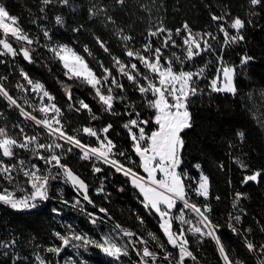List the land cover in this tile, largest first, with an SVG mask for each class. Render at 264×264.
<instances>
[{
  "label": "trees",
  "instance_id": "1",
  "mask_svg": "<svg viewBox=\"0 0 264 264\" xmlns=\"http://www.w3.org/2000/svg\"><path fill=\"white\" fill-rule=\"evenodd\" d=\"M0 7L28 39L0 30V51L6 41L16 53L0 54L2 91L32 103L37 118L42 115L25 90L24 76L41 81L56 97L65 134L85 143L82 128L92 126L97 136L107 128L115 160L140 176L146 173L124 112L129 109L147 121L148 137L157 128L156 115L151 93H142L127 73L145 82L147 62L168 68L175 78L202 73L191 81L178 172L186 195L209 205L211 221L220 229L216 241L188 211L187 224L179 230L175 216L181 205L176 204L171 221L184 245L172 247L160 213L145 204L135 179L107 164L95 169L81 160L74 145L56 142L35 124L28 125L32 134L49 147L42 158L6 155L1 140L19 139L25 126L0 94V192L6 190L15 200L31 199L30 180L19 160L26 164L35 158L39 176L47 178L48 195L29 206L34 210L17 212L0 204V264H226L219 245L229 264H264V0H0ZM237 20L239 30L234 28ZM184 38L192 40L188 54ZM59 47H69L85 60L99 80L97 88L66 70L56 54ZM24 49L31 64L20 55ZM174 51L185 58L173 56ZM223 67L235 74L226 92L211 89ZM102 96L112 98L110 109ZM45 156L57 158L60 167L49 165L53 157ZM3 165L14 174L16 169V178L7 179ZM66 171L84 192L70 183ZM201 174L208 178L210 198L205 201L196 192ZM107 237L124 248L119 258L103 252ZM183 251L189 257L180 263Z\"/></svg>",
  "mask_w": 264,
  "mask_h": 264
},
{
  "label": "built area",
  "instance_id": "2",
  "mask_svg": "<svg viewBox=\"0 0 264 264\" xmlns=\"http://www.w3.org/2000/svg\"><path fill=\"white\" fill-rule=\"evenodd\" d=\"M13 23H16L15 19H12ZM237 23V24H236ZM241 21L237 20L234 24V26H241ZM236 29V28H235ZM171 46L174 47L176 45V41L172 40L170 41ZM62 47H59V49ZM68 48V47H67ZM193 44L192 40L190 38H184L183 39V49L187 52V54L192 50ZM173 56L183 59L185 58V54L181 53L180 51H174L172 53ZM147 67L149 70V74L146 77V81L143 82L141 79L135 78L133 73H127V78L130 81L135 82V85L141 90L142 93L145 91H149L151 93V100L153 102V109L155 111V115L158 116L160 112L156 109L155 101L158 97V90L161 89V86H163V83H161L162 78L165 74H171V70L168 68H162L157 62H147ZM24 80L26 83V92L29 96H31L34 101L35 105L37 106V110L41 113L42 116L47 113V110H50L49 113H55L58 111L57 105H56V97L49 92L45 85L38 80H33L28 78L27 76H24ZM23 85H20L16 88L17 91H20ZM169 88V94L168 97L171 99L172 107L169 112L164 113L165 115L172 117L175 116L177 113V105L174 104L175 100H182L184 103H188V100L191 96L189 94L187 86L184 84H170L168 86ZM98 91V89H97ZM98 93H100L98 91ZM0 94L7 100L10 110L16 111L24 123L25 128H22L19 132L20 138L15 139L13 141V144L8 147V151L6 155L12 156L18 154L19 156L26 157L28 155L30 156H38V158H42V150L45 149L44 145H41L38 140L37 136L33 135L31 132V129L28 127L29 124H35L38 127L43 128L45 131H48L53 136H60L63 135L61 131L55 130V129H48L47 127H44L40 124L38 118H36L33 113L31 112V109L33 108V104L29 103L27 101H18L15 99L10 98L6 93H3L2 90H0ZM105 105L110 109L113 106V100L109 96H102ZM125 116L128 117V120L126 122V128L128 133L130 134L135 146H142L143 143L147 140L148 136L146 135V127H147V121L145 119L139 118L137 116H132V112L129 109H126L124 112ZM162 114V113H161ZM2 116V111L0 108V117ZM58 117H59V111H58ZM21 128V125L16 122L15 129L19 131ZM107 128H102L100 131V135L97 136L96 132L94 131V128L92 126L84 127L82 128V132L87 138V142L83 143L81 142L77 137H71V136H64L70 141V144L74 145L80 152V158L81 160L93 164L94 168L99 164H107L112 167H114L117 172H122L129 176L127 172H129L136 180H139L140 182L146 184L149 187H152L156 189L157 191L172 197L177 204L181 205V209L178 211V213L175 216V223L179 230H183V228L187 224V212L191 211L194 213L203 223V225L206 227V229L209 231L211 236L214 240L217 241L216 238V230H220L216 226L213 225L211 221V208L209 205H199L194 202H192V199L189 195H185L183 198H178L176 196H173L171 193L166 191L161 186L155 185L154 183L146 180L145 178L141 177L140 175L132 172L131 170L123 167L121 164H119L115 158H114V150L112 145L107 141L106 139V131ZM158 128L154 132H156ZM92 138H96L98 140V143L96 145H91L90 140ZM152 156L157 157V151L155 149L150 150L149 152ZM24 160H19V169L22 172V174L25 177H28L30 180V186L32 188V197L31 199L35 202L36 200L43 201L48 199V195L46 193L47 191V178L45 176H34L30 172V169L27 167L26 164H23ZM156 161V160H155ZM154 161V162H155ZM48 164L54 166V167H60L59 160L57 158H52L49 160ZM3 173L5 176H7V179H13L14 177L18 175L15 169V174L12 171L11 167H7L5 165L2 166ZM201 169V167H199ZM66 176L70 177L72 174L69 171L65 172ZM168 174H170V166L165 165L163 168L162 177H166ZM35 179V183H34ZM196 192L198 195L205 201L209 200L210 194H209V187H208V178L201 174L199 179V188H197ZM6 190H3L0 192V201L3 202V198L7 196ZM182 236V235H181ZM218 243V242H217ZM182 257H187V252H182Z\"/></svg>",
  "mask_w": 264,
  "mask_h": 264
},
{
  "label": "rangeland",
  "instance_id": "3",
  "mask_svg": "<svg viewBox=\"0 0 264 264\" xmlns=\"http://www.w3.org/2000/svg\"><path fill=\"white\" fill-rule=\"evenodd\" d=\"M241 27H242V25L240 27L234 26V28H236L237 30H239ZM0 30H2L5 35H11L18 40L28 42V39L22 35L17 24L13 23L12 19L6 15V13L3 11V9L1 7H0ZM0 54H2L4 56L14 57L16 53H15V49L9 43H7L5 41V42H2V44H1ZM56 54H57L58 58L62 61V64L64 65L66 70L71 75L85 80L86 82H88L90 85H92L95 88L98 87L99 80L96 77V75L88 67L85 60L81 56H79L77 53H75L71 48H69V47L68 48L62 47L60 49L58 48ZM201 75H202L201 72H194V73L188 74L184 77L180 76V77L175 78V76L172 74V72H171V74H165L161 80V83H163V86H161V89L158 90V97H157L156 101L159 100L160 95H163L164 98L168 99L172 105L171 99L168 97V94H169L168 86L170 84H177V85L178 84H184L185 86H187L189 94H192L194 88H193V85L191 84V81L195 78H201L202 77ZM234 76H235V74H234L233 69L226 68V67L221 68L217 78L214 81H212V83H211V89L222 90L225 92L230 91L232 88V85H233ZM0 90H2L1 86H0ZM3 93H5V92H3ZM162 93H164V94H162ZM166 99H165V101H166ZM159 106L160 107H158L156 104L157 109H161L160 110V116H167V115H164V113L168 112L170 110V108L167 105H159ZM177 111L182 112L183 110H181L180 108H177ZM46 112L47 113H45L44 116L37 117L40 124L44 127H47L48 129H55V130L61 131L64 136H67V134H65V132L62 130L63 129L62 120L58 117V111L55 113H49L51 111L47 110ZM182 115L180 113H177L175 116L181 117ZM172 117H174V116H172ZM46 132L51 135V133H49L48 131H46ZM162 132H165V131L160 130L156 135L160 136ZM169 134H170V132L166 133V135H169ZM63 135H60V136L51 135V136H52L53 140H55L56 142L62 141V142L70 143V141L67 138H65ZM169 136H170V138H168V141L162 145L163 146L162 149L165 152V154H163L161 151H159V156H158V150L155 148H152V149H155L157 151V157H154L151 154L149 155V158L151 161L162 160V161L168 162V163H170V161H168V160L173 161V165L170 164V174L168 175V178H167L168 180H167V182H165L163 184H161L157 180H154V182H152V183H154L155 185L163 187L165 190H167L173 196H178L180 198H183L182 193L179 192V189L181 188V181L178 178V169H179L180 164H181V159H180V157H181L180 156V154H181V141H180L178 129L176 128L173 132H171V135H169ZM13 141H14V139L6 138V137L1 140L2 150L5 154L7 153L8 149H9L8 147H10L13 144ZM143 145L137 146V147L138 148L139 147H145ZM45 148H47L46 149L47 151L49 150L48 145ZM152 149H149V152ZM45 157L47 159H50L53 156L52 157L45 156ZM26 165L30 169V171H31L30 173L32 175H34V176L40 175L38 164H37V161L35 158H29L28 162H26ZM127 173L129 174V176L131 178L136 180V178H134L129 172H127ZM66 177L68 178L70 183H72L73 186L76 185V187L78 188L79 191L84 192L83 186L80 184V182H78V180L76 178H74L73 176H70V177L66 176ZM141 177H143V176H141ZM254 180L258 181V178L256 177V178H254ZM170 182H172V183H170ZM34 183H35V179H34ZM139 184H142V188L148 187V189H146L144 192H142L144 201H145L147 206L151 207L154 211L160 213V215L162 217V222H163L162 226H164V228H166V226L168 225V223L170 221V217H169L170 213L176 207L177 203L173 200L172 197L167 196V195L157 191L156 189L147 186L146 184L144 185V183L140 182ZM2 200H3V202H5V203L9 204L10 206H12L13 208H15L16 210H23L25 208L27 209V207L29 208V206H31V204L34 202L32 199H24L23 201L15 200V199L11 198L9 194L7 196H5ZM163 214L165 215V219H164ZM188 224L190 225L191 228H195L196 230H198V227H196L192 223V221H189ZM202 226L204 227L203 224H202ZM104 239H105V241L102 245V250L105 254H107L111 257H114V258H119L125 252L124 248L122 246L118 245L117 241L114 240L113 238L107 237ZM171 240H172L173 246H176L178 244H179V246L184 245V240H183V237L181 235H179V236L175 235ZM219 248H220V254H221L224 262L226 264H229L222 248L220 247V245H219ZM144 254H146V250H144Z\"/></svg>",
  "mask_w": 264,
  "mask_h": 264
},
{
  "label": "crops",
  "instance_id": "4",
  "mask_svg": "<svg viewBox=\"0 0 264 264\" xmlns=\"http://www.w3.org/2000/svg\"><path fill=\"white\" fill-rule=\"evenodd\" d=\"M162 94H164V93H162ZM165 99L166 98H164L163 95H160L159 96V100L155 101V105L157 104L158 107H160L159 105H167L170 108V110H171L172 106H171L170 101L168 99H166V101H165ZM174 104H176L178 108H180L181 110L184 111V112L183 111L179 112L181 115L182 114L183 115L181 117L180 116L169 117V116H160V113H159L158 116H155V120H154L156 122V124H157L158 130L156 132L152 133L148 137L147 142L143 145L145 147H139V148L137 146L135 147V151L138 154V156L140 157L141 162H142V167H143V169H144V171L146 173V175L143 176V177L146 180L150 181V182H154V180L159 181L161 184L167 182V180H168L167 178H168L169 174L166 177H164V178L161 175L163 173L164 166L167 165V164L169 166H170V164L173 165V161L172 160H168V161H170V163L164 162L162 160H157L155 162L151 161L150 158H149V155H150L149 149H152V148L157 149L158 150V156H159V151H161L163 154H165V152L162 149L163 148L162 145L165 142L168 141V138H170L169 135H171V132H173L177 128L178 129V133L180 134V132L182 130L186 129L189 126V113H188V109H187V104L184 103L182 100H175V102H173V105ZM156 109H157V107H156ZM157 110H158V112H160L161 109H157ZM160 130H162V131L164 130L165 132H162L160 136H157L156 134ZM167 132H170V134L166 135ZM178 178L181 181V188L179 189V192L182 193V195L184 197L186 195L185 187H184V184H183L182 178L180 177L179 172H178ZM136 181H137V187L140 190L141 194L146 189H148V187L147 188L146 187L142 188V184H139L140 181H138V180H136ZM170 183H172V182H170ZM176 197H178V196H176ZM178 198H180V197H178ZM163 216H164V219H165V215L164 214H163ZM169 217H170V221H169L168 225L166 226V228H164V226H162V224H163L162 221H161V227H162V230H163V232H164L169 244L172 247H178L179 244L176 245V246H173V244H172V240L171 239L175 235L179 236V234L175 233V231L173 230V225H172V221H171V215Z\"/></svg>",
  "mask_w": 264,
  "mask_h": 264
},
{
  "label": "water",
  "instance_id": "5",
  "mask_svg": "<svg viewBox=\"0 0 264 264\" xmlns=\"http://www.w3.org/2000/svg\"><path fill=\"white\" fill-rule=\"evenodd\" d=\"M20 55L22 56V58L24 59V61H25L26 63H28V64H31V63H32V61H31V55H30V53L28 52V50H26V49L22 50V51L20 52ZM46 193H47V191H46ZM0 204H1V205H4V206H6V207H8V208H10V209H12V210H14V211L19 212L18 210L14 209L13 207H11L9 204H7V203H5V202H0ZM34 209H36V208H35V207H33V208H29V209H27V210H25V211H28V210H34ZM187 257H189V254H188V253H187ZM184 258H186V257H182V258L180 259V263L182 262V260H183Z\"/></svg>",
  "mask_w": 264,
  "mask_h": 264
}]
</instances>
